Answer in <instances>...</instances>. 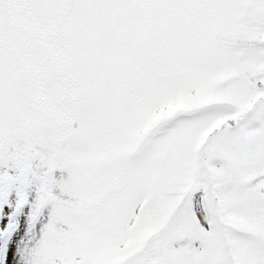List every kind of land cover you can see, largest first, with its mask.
<instances>
[{
	"label": "snow or ice",
	"instance_id": "obj_1",
	"mask_svg": "<svg viewBox=\"0 0 264 264\" xmlns=\"http://www.w3.org/2000/svg\"><path fill=\"white\" fill-rule=\"evenodd\" d=\"M0 264H264V0H0Z\"/></svg>",
	"mask_w": 264,
	"mask_h": 264
}]
</instances>
